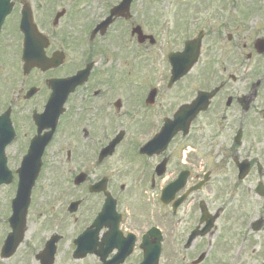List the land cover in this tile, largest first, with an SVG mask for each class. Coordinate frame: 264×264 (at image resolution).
I'll return each mask as SVG.
<instances>
[{
	"label": "flooded vegetation",
	"instance_id": "1",
	"mask_svg": "<svg viewBox=\"0 0 264 264\" xmlns=\"http://www.w3.org/2000/svg\"><path fill=\"white\" fill-rule=\"evenodd\" d=\"M238 1L14 0L19 13L30 9L47 41L44 53L53 58L50 68L22 72L5 85L22 157L38 133L34 117L52 92L62 104L29 206V219L43 217L41 226L0 264H14L17 255L19 264H46L43 252L54 235L60 239L47 264L61 255L62 264H140L145 249L154 264L159 245L158 264H234L240 242L244 256L252 247L258 251L256 239L262 242L258 235L264 234V0ZM9 22L0 35L1 54L15 38L22 54L24 34ZM188 41L190 56L198 55L189 69L181 57L188 72L172 81L170 54L183 52ZM80 71L84 81L71 89L68 78ZM194 101L202 107L195 114ZM165 124L173 134L169 142L143 152ZM116 138L113 155L97 161ZM119 152L118 176L130 178H104L106 172L97 171ZM91 153V160H80ZM50 154L66 155L65 162L47 163ZM75 156L80 167L71 169ZM81 170L84 178L76 180ZM250 203L258 204L255 217L245 207ZM112 206L116 211L107 213ZM86 230L92 252L76 259V238ZM242 253L243 246L238 257Z\"/></svg>",
	"mask_w": 264,
	"mask_h": 264
},
{
	"label": "rangeland",
	"instance_id": "2",
	"mask_svg": "<svg viewBox=\"0 0 264 264\" xmlns=\"http://www.w3.org/2000/svg\"><path fill=\"white\" fill-rule=\"evenodd\" d=\"M167 1L171 2L172 0H167ZM176 1L193 2V3L194 2H199V3H210V2H212L213 4H221V3H228L229 2V0H176ZM253 1L254 0H240L238 2L250 3ZM173 2H175V0H173ZM16 15H18V13H16ZM15 39H17V38H15ZM2 46H3V43H0V48ZM8 47L9 48H8L7 54H1V51H0V111L5 107L3 105V101H1V99H2L1 90H2V85H4L2 79L5 80V78H6L5 84L8 85L9 87H11L10 83L14 84V82H15L14 80L21 78V73H22L21 72V63H20V60L18 57L19 42H17V40H16V41L12 42L10 44V46H8ZM144 68H146V66H144ZM142 71L146 75V70H142ZM143 76L144 75L141 74V77H143ZM8 77H9V80H8ZM140 81L142 82L144 80L140 79ZM20 86H21V83L16 87V90L20 89L21 88ZM14 96H15V94H14ZM5 98H3V99H5ZM9 154L12 157V163H13V161L15 160L16 157H18V154H19L17 151V144L14 145L13 147H11V149L9 150ZM92 154L93 153H91L89 156H87L88 159L85 156L84 157L80 156V157H81L82 161L86 162V161H89L93 158L94 155H92ZM120 154H121V152H119L116 156H114L113 158L108 160V162L106 163V167H105L106 169L105 170H98L97 172L98 173L101 172V174H103V172L105 171L108 176L123 178V179L130 178V176H127L125 173H123L121 176L120 175L118 176V174H120V172H119ZM49 157H50V162L58 164V163L65 162L66 155H61L60 157L59 156L57 157L56 155L51 157V155H49ZM57 158H58V160H57ZM18 159H19V157H18ZM75 159H76V156H75ZM80 160L76 159L75 164L74 163L69 164L68 167H70L71 169L79 168L80 165H78L77 162ZM14 164L15 163H13L12 165H14ZM49 177H50L49 174L46 175V178H49ZM8 189L10 191L13 190V186L9 187ZM212 189L214 190V194H215L216 193L215 187H213ZM7 201H8V197L6 196V193L1 190V192H0V220L1 221L4 220V218L6 216L5 212H7V204H8ZM235 204L237 205V204H239V202L236 201ZM245 207L248 208V210L251 211V215H253V217H255V214H257V210H258V204L257 203H250L249 205L245 204ZM234 210L237 211V208L235 207ZM42 219H43V217L31 215L30 219L27 221L28 230L25 234V238L28 239L27 241H30V239L34 236L33 234L36 235V229H37V227L41 226L40 221H42ZM240 221L241 220L239 218H236V225H238L240 223ZM4 224H0V239L4 234L2 231ZM68 231L70 232V228H68L67 232ZM258 236H259V239L262 240V242H260L258 239H256L257 242H259L258 243L259 249H256L258 251H254V253H253L252 251L254 250L253 249L254 247H252L250 251H247L246 256H244L245 255L244 254L245 252H244L243 256H241V258L244 257V261L241 262V264H261V262L264 261V234L262 233ZM65 244H66V241H64L62 244V248L64 250H65ZM236 247H239V244L237 245V243H236L235 248ZM22 248H23V245L21 246V249ZM19 259H20V257H18V255H17L15 258H13L10 261H12L14 264H19ZM58 259H60V260L57 262V264H62L63 263L62 260L64 259V255H61L60 258L58 257ZM8 262L9 261H1V264H9ZM21 264H24V263H21ZM25 264H27V263H25ZM33 264H35V262H33ZM69 264H83V263L76 261L75 263L69 262Z\"/></svg>",
	"mask_w": 264,
	"mask_h": 264
},
{
	"label": "water",
	"instance_id": "3",
	"mask_svg": "<svg viewBox=\"0 0 264 264\" xmlns=\"http://www.w3.org/2000/svg\"><path fill=\"white\" fill-rule=\"evenodd\" d=\"M35 34H36V32H35ZM29 65L30 64H28V66ZM5 118H6L5 123L8 125L10 123V121L7 117H5ZM5 129H7V128H5ZM22 211H24V212L23 213L18 212V214L15 213L14 216L12 217L14 232L11 234L12 237L10 236V242L12 243L13 247H16V245H18V243L21 241L22 236H23V230L25 227L26 208L24 210L22 209ZM20 214H21V216H19ZM7 243H9V241H7Z\"/></svg>",
	"mask_w": 264,
	"mask_h": 264
}]
</instances>
